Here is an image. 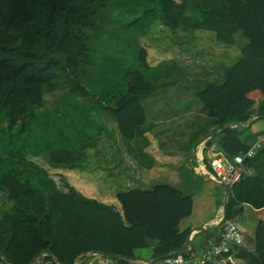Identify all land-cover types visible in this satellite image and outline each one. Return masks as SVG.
Listing matches in <instances>:
<instances>
[{
	"label": "trees",
	"instance_id": "16d2710c",
	"mask_svg": "<svg viewBox=\"0 0 264 264\" xmlns=\"http://www.w3.org/2000/svg\"><path fill=\"white\" fill-rule=\"evenodd\" d=\"M261 23L264 0H0V264H31L43 256V264H78L94 252L109 254L116 264H168L154 259L193 254L191 227L165 241L154 239L149 223L129 221L125 212L84 195L65 176L59 185L48 167L97 166L100 138L89 133L64 136L53 132L50 123L42 124L51 106L46 96L63 88L64 98L55 102L68 100L69 107L80 109L97 103L104 113H93L108 123L107 132L113 119L129 137L145 100L158 97L163 87L185 85L183 97L201 105L203 115L173 122L170 131L180 149L190 155L204 137L233 123L207 143L220 139L227 155L235 157L249 148L243 125L264 115V100L257 104L248 95L264 79V69L253 63L257 56L264 58V47L251 34ZM199 31L213 34L224 46H237L239 55L225 65L215 61L196 66L194 60L180 65L175 58L148 61L144 44L155 32L185 43L180 53L193 59ZM183 100L178 97L173 104ZM259 151L245 159L244 178L230 187L227 219L252 201L243 190L261 175H251L246 165ZM181 174L188 186H195L180 188L183 196L202 188L203 179L191 168ZM124 191L119 193L131 189ZM207 231L209 238L219 240L217 231ZM230 256L243 264H264V234L253 244L233 246L224 255Z\"/></svg>",
	"mask_w": 264,
	"mask_h": 264
},
{
	"label": "crops",
	"instance_id": "0c3cea01",
	"mask_svg": "<svg viewBox=\"0 0 264 264\" xmlns=\"http://www.w3.org/2000/svg\"><path fill=\"white\" fill-rule=\"evenodd\" d=\"M251 34L257 36L258 45L264 47V25L261 23L251 31ZM172 41V39L165 37L163 32H155L151 35L150 43L145 41L144 44L148 50V61H151L149 59L150 48H162L163 51L171 53L166 58L161 57L160 60L154 61V64L161 62V60L166 61L175 58L174 60H177L180 65L187 63L186 61L192 62L194 60L196 66L213 65L215 61L223 65L231 64L240 52L237 46H224L215 40L213 34L204 31H199L193 42L192 51L195 52L193 59L187 53H180L186 48L185 43L180 45ZM253 63L258 69H264V58L257 56ZM182 71H175L178 77L183 76L182 73L185 71ZM184 86L163 87L162 91L159 92L162 94H160L161 96H150L145 100L142 103L143 115L141 120L134 125V132L130 133L129 137L124 136L117 128V122L115 123L113 119H110L109 129L111 132L105 131L100 137L98 149L100 160L97 166L92 165L86 170L52 169L60 172V175L63 173L66 176L74 175L75 172L81 174L83 179L97 178L98 195H95L84 185L73 183L71 179L68 181L84 195L115 205L119 210L125 212L129 221L149 223V233L154 239L165 241L176 235L182 228L191 227L190 247L192 251L195 250L193 254L198 255L210 244L219 241L214 236L209 238L206 233L209 229L220 234L222 224L219 220L225 217L226 211L228 215L229 194L227 195L226 188L218 182L203 178L202 188L194 195L185 197L180 191L183 190L180 189L183 187H188L191 190L195 187L188 186L185 179L182 178V171L187 168L193 170L192 164L203 171H209L211 170L209 165L211 148L225 150L219 144L220 139L216 143L208 145L209 136L204 137L206 138L205 141L198 142L190 155L180 149L178 140L170 131L173 122L179 120L186 123L192 114L203 115L200 111L201 105L199 106L192 99H187L185 95L186 98L183 97ZM248 95L257 104L264 100V79L253 86L248 91ZM178 97L185 100L179 101L181 102L179 105H174L173 102ZM189 105L192 109L190 112L187 111ZM243 127L246 128V131L242 137L249 147L248 150L256 142L264 139V115L255 116L249 124H245ZM165 129L167 130L166 133ZM156 130L160 132L159 135L156 134ZM248 150L241 151L239 154ZM258 151V155L250 159L246 166L251 175L259 173L261 177L255 182L249 183L243 190L244 196L250 197L252 204H264V147L259 148ZM188 182L191 183L190 179ZM130 189L129 192L119 193ZM148 189L153 190L144 191ZM250 203L240 205L244 207V210L238 213L234 219L244 234V242L253 244L260 240L264 234V214L258 213L264 207L255 208ZM196 228L204 229L193 231ZM194 243L196 249L193 246ZM43 259L44 257H39L33 264H41V262L43 264ZM84 259L87 261L89 258ZM214 261L216 264H225L227 261L233 264H243L242 260L231 256L222 260L214 259Z\"/></svg>",
	"mask_w": 264,
	"mask_h": 264
},
{
	"label": "built area",
	"instance_id": "2783aa9c",
	"mask_svg": "<svg viewBox=\"0 0 264 264\" xmlns=\"http://www.w3.org/2000/svg\"><path fill=\"white\" fill-rule=\"evenodd\" d=\"M263 144L264 139H261L247 152L238 154L235 157H230L227 153L212 147L209 159L211 170L208 172L218 183L224 184L228 188L233 187L234 184L241 182L247 172L244 163L245 159L254 157ZM219 222L222 224V228L220 230V239L217 243L210 244L207 249L198 255L180 253L176 256H168L163 260L168 264H205L208 260L224 259V255L230 252L233 246L244 243L245 237L235 219H224L222 217ZM87 257L91 260L93 259L92 261H96L97 264H116L108 256L98 252L89 253Z\"/></svg>",
	"mask_w": 264,
	"mask_h": 264
},
{
	"label": "rangeland",
	"instance_id": "374dc122",
	"mask_svg": "<svg viewBox=\"0 0 264 264\" xmlns=\"http://www.w3.org/2000/svg\"><path fill=\"white\" fill-rule=\"evenodd\" d=\"M149 52V59L152 62L160 60L161 57L166 58L168 54H171L168 53V51H163L162 48H150ZM66 90L67 89L58 88L55 92L46 96V98L50 101L49 103H51L49 106H51L45 111L44 117H41V123L44 125H49L48 123H50V128L53 132L64 134V136L75 133L83 134L84 136L85 134L89 133L90 135H94L96 138L98 137L99 140L101 132L107 131L108 123L103 122V118H95L97 116H95L93 112L94 110H98L100 114H103L104 107H100L97 103H89L86 106L87 108L80 109L81 107H69L68 105L71 103V101L68 100L63 103L61 101L55 102V100H61L64 98V93ZM79 99L83 100V97L79 96ZM111 102L113 101L111 100ZM57 107H60L59 111H56L55 108ZM48 168L50 169L51 175L58 181L59 185L62 184L61 176H65L67 180L71 179L73 183L80 184L81 186L84 185L88 187L91 192L95 193V195H98L99 188L97 178H89L88 180L86 178L83 179L81 174L75 172L74 175L66 176L64 173L60 175V172H57L50 167ZM239 223L241 224V222ZM92 260L89 259L88 264H97L96 261ZM85 261V259H80L78 264H81Z\"/></svg>",
	"mask_w": 264,
	"mask_h": 264
},
{
	"label": "water",
	"instance_id": "95a60500",
	"mask_svg": "<svg viewBox=\"0 0 264 264\" xmlns=\"http://www.w3.org/2000/svg\"><path fill=\"white\" fill-rule=\"evenodd\" d=\"M233 125H235V124H229V125H227V126H225L223 129H221V130H219V131H217V132H214V133H212L209 137L211 138V137H213V136H216V135H218L219 133H221V132H223V131H225L226 129H228L229 127H231V126H233ZM205 139L206 138H204V139H202L201 140V142H203V141H205ZM219 150H221L222 152H224V153H226L225 152V150H223V149H220L219 148ZM191 167L193 168V170H194V172H195V174L196 175H198L199 177H201V178H203V179H205V180H208V179H211V180H214V181H216V179L208 172V171H203V170H201L199 167H197V166H195L194 164H192L191 165ZM217 182V181H216ZM219 184H221V183H219ZM222 186H224L225 188H226V192H227V195L229 194V188L227 187V186H225L224 184H221ZM226 217H227V211L225 212V217H224V219H226ZM204 228H196V229H193V231H199V230H203ZM193 249V248H192ZM102 254H104V255H106V256H110L109 254H106V253H102ZM168 256H170V255H165V256H161V257H159V258H156V259H154V262H156V261H160V260H162V259H165V258H167ZM35 262V260H33V262L31 263V264H33Z\"/></svg>",
	"mask_w": 264,
	"mask_h": 264
}]
</instances>
